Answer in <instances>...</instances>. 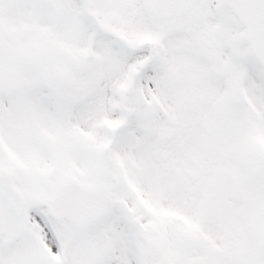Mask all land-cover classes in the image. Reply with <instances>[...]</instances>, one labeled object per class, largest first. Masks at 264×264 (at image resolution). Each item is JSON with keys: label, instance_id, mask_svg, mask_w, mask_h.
<instances>
[{"label": "snow or ice", "instance_id": "obj_1", "mask_svg": "<svg viewBox=\"0 0 264 264\" xmlns=\"http://www.w3.org/2000/svg\"><path fill=\"white\" fill-rule=\"evenodd\" d=\"M0 264H264V0H0Z\"/></svg>", "mask_w": 264, "mask_h": 264}]
</instances>
